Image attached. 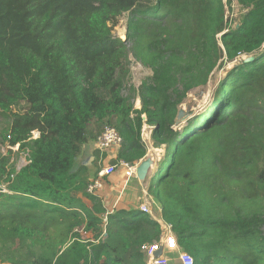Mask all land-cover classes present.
<instances>
[{"label":"trees","instance_id":"16d2710c","mask_svg":"<svg viewBox=\"0 0 264 264\" xmlns=\"http://www.w3.org/2000/svg\"><path fill=\"white\" fill-rule=\"evenodd\" d=\"M225 4L247 10L232 20ZM129 57L152 73L138 89ZM233 62L205 115L176 128L188 94ZM0 116V145L27 153L17 170L0 153V264H147L161 226L108 212L86 192L99 167L75 169L106 126L122 139L109 164L140 163L143 125L166 149L147 192L178 248L264 264V0H0Z\"/></svg>","mask_w":264,"mask_h":264},{"label":"rangeland","instance_id":"374dc122","mask_svg":"<svg viewBox=\"0 0 264 264\" xmlns=\"http://www.w3.org/2000/svg\"><path fill=\"white\" fill-rule=\"evenodd\" d=\"M227 4V3H226ZM225 4V14L228 18L232 19L236 18L239 19L240 16L247 10L243 7H239L237 5H231L228 7ZM130 20V14H123L118 20L115 26L112 27V34L114 37L120 39V40H125V32L127 28V23ZM233 27H236L237 24L233 21L231 24ZM246 57H242L238 59L240 62L241 60H244ZM237 61V62H238ZM234 65H236V62L225 64L220 68H216L211 76L209 77V81L205 88L201 89H196L190 92L187 96L186 101L180 106V109L183 114H184V121L182 122L180 126H183L186 122L187 119L189 118H194L198 116H204L206 111V108L211 106L214 98H213V93L216 91L217 84L220 82L223 78L227 76V72L229 71L230 68H232ZM129 77H128V83L129 86L134 87L135 89H138L140 84L147 80L151 76V71L145 67H143L141 64L136 62L132 57H129ZM134 107L135 109H140V101L139 98L136 97L134 101ZM206 110V111H205ZM143 121L145 120L144 116L142 117ZM4 123L3 117L0 116V125ZM175 128V127H174ZM176 128H178L176 126ZM152 128L146 125L142 126V140L146 145V155L142 159H149L151 164H152V170L150 172V175L148 174L146 180L143 182L139 181L136 177L126 179L122 178L121 182H117L111 179L112 176L105 178L106 184H116L119 189H115L117 193L115 195L120 198L121 200L125 201H130L133 200V202L137 205L140 206L143 202L146 200L150 203V206L153 204L150 201V196H148V187L150 181L153 179V175H156V171L159 168L160 164L164 160V156L166 153L165 146H161L159 148H156L154 144L152 143L150 139V134H151ZM38 134L36 132L33 133V138H37ZM10 150L12 152L10 158H9V164L8 166L14 167L16 170L20 167H22V164L27 162V153L24 152H19L18 146L5 148L3 145H0V153L1 154H6L7 151ZM78 161V160H77ZM141 161V162H142ZM139 163H136L135 165H138ZM79 167L78 163L75 164V169ZM102 167H99V169ZM119 171V170H118ZM95 171H91L89 173L90 178H92L93 174ZM110 178V179H109ZM106 190L103 193V195H112L113 198L115 197L111 192L115 191L113 188L106 186ZM142 189H144V192L142 194ZM111 191V192H110ZM114 193V192H113ZM95 195V194H92ZM101 195V194H100ZM99 194L96 196H100ZM143 195V198H142ZM140 200H139V198ZM100 200H102V197H98ZM144 199H146L144 201ZM153 206H151V212H154ZM153 210V211H152ZM156 213V212H155ZM158 213V212H157ZM154 214V213H153ZM157 219V218H156ZM158 220V219H157ZM159 221V220H158ZM158 223V222H157ZM164 224V223H163ZM165 226V225H164ZM177 256V255H176ZM169 258V256H168ZM171 261L170 264H180L178 261L177 257L170 256Z\"/></svg>","mask_w":264,"mask_h":264},{"label":"built area","instance_id":"2783aa9c","mask_svg":"<svg viewBox=\"0 0 264 264\" xmlns=\"http://www.w3.org/2000/svg\"><path fill=\"white\" fill-rule=\"evenodd\" d=\"M121 143L122 139L116 130L112 127L106 126L98 137L95 146L97 150L109 153L117 151L121 146ZM8 148L10 149L11 147ZM136 167L137 165H129L120 161L117 165L108 164L100 168L97 177L88 185L86 190L87 194H96V192L102 189V180L112 176L118 170H121L122 175L126 179L134 178ZM145 200L146 199H144V201ZM139 210L143 214L151 216L154 221L158 222L162 229L159 240L145 249L147 264H170L171 254L177 255L180 264H194L193 259L178 248L175 239L171 234V226L163 224V222L156 219L155 215L151 212V206L147 200L140 205ZM158 252H160V255L156 256V253Z\"/></svg>","mask_w":264,"mask_h":264},{"label":"crops","instance_id":"0c3cea01","mask_svg":"<svg viewBox=\"0 0 264 264\" xmlns=\"http://www.w3.org/2000/svg\"><path fill=\"white\" fill-rule=\"evenodd\" d=\"M100 155L101 154H99L97 152L95 143H90L86 146H83L82 154L80 155V157L78 158V161L76 163H78L79 167L80 166L84 167L88 171V173H90L91 171H96V169H98V167H104V166L108 165L110 163V161L115 159L117 153L109 152L108 154H106V157L104 159H101ZM22 165H24V164H22ZM112 178L117 183V182H121L122 178L124 179V176L122 175L121 170H119L115 174L112 175L111 179ZM104 179L102 180V189L99 190L98 192H96V194L97 195L101 194L100 196H97V197H102V200H101L102 205L108 212L112 213L115 210H126V211L134 210V211H136L140 207V206H137L133 202V200L125 201V200H121L120 198H118L115 195V193H117V191L115 189H119V187H117L116 184L104 183L105 182ZM106 186H109L115 190V191H113L114 193L110 191L115 196L114 198L112 195H105V194L103 195V193L107 189ZM142 190H143L142 191V194H143L144 189H142ZM96 194H95V196H96ZM142 198H143V195H142ZM139 200H140V198H139ZM154 214H155V217L159 221H161V219L159 218L160 217L159 210H158V213L156 212ZM170 256L177 257L176 254H171Z\"/></svg>","mask_w":264,"mask_h":264},{"label":"water","instance_id":"95a60500","mask_svg":"<svg viewBox=\"0 0 264 264\" xmlns=\"http://www.w3.org/2000/svg\"><path fill=\"white\" fill-rule=\"evenodd\" d=\"M252 60H253L252 57H248V58L246 57L243 61H244L245 63H248V62H251ZM210 105H211V104H210ZM209 108H210V107L208 106V107L206 108V110L209 109ZM206 110H205V111H206ZM183 117H184L183 112H182L181 110H179V112H178V114H177V119H176V122H175V125H176V126L182 124V122L184 121ZM151 169H152V164H151L150 160H149V159H145V160H143L142 162H140V163L137 165L136 170H135V177H136L139 181L143 182L144 180H146L148 174H150ZM159 255H160V252L156 253V256H159Z\"/></svg>","mask_w":264,"mask_h":264}]
</instances>
